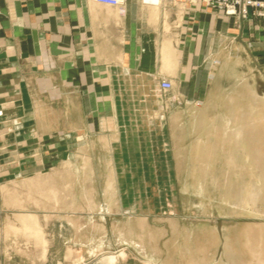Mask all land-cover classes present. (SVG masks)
<instances>
[{
  "label": "rangeland",
  "instance_id": "obj_1",
  "mask_svg": "<svg viewBox=\"0 0 264 264\" xmlns=\"http://www.w3.org/2000/svg\"><path fill=\"white\" fill-rule=\"evenodd\" d=\"M179 3L193 9L200 4ZM201 7L219 17H228L216 8ZM75 11L79 17L97 19L113 17L117 12L114 8L107 10L97 6H79ZM253 25L255 47L261 52L257 54V70L252 80L256 97L264 106V19L255 18ZM204 59L202 65L206 68L202 69L206 71H214L213 66L219 65L213 56ZM37 65L40 73L26 75L30 84L25 92L31 98L33 95L45 97L50 120L38 123L34 134H29L30 126L36 124L31 115L24 122L14 121L13 117L10 132L0 137V264H83L102 251L121 247L123 236L119 234V225L129 217L138 218L145 230L147 227L148 250L132 244L139 254L137 258L128 256V260L118 259L116 264L164 263L168 252L166 239L171 229L164 232L162 227L170 225L168 218L173 215L174 202L176 198L180 200L178 177L183 178L175 174L177 171L171 172L169 149L172 150V163L190 160L215 163V168L202 175L203 194L213 204L210 213L231 217L233 186L223 178L217 166L224 159L223 155L178 153L185 146L193 145L196 133L193 120L184 111L198 103L206 91L192 90L189 91L191 95H196L184 98L167 74L99 75L96 79L102 82L105 79L108 84L105 82L106 85L98 84L97 87L113 90L109 94H113L116 110L93 107L97 103L94 84L80 83L75 86L84 85L86 94L81 103L86 118L74 121L75 127L69 128L73 122L68 120L70 116L61 114L55 60L40 59ZM161 78L170 80L172 86L158 93L156 87ZM206 78L203 74L195 80ZM129 81L152 84L151 89L137 92L143 94L134 105L128 90L121 92L127 101L119 99V88ZM73 83L71 79L64 81L66 91L71 90ZM19 96L18 89L0 88V125L8 123L7 107L16 115L24 112ZM100 96L102 104L109 102L107 96ZM120 101L124 103L122 107ZM261 124L256 120L257 127ZM171 132L175 133V138L169 137ZM257 133L259 136L258 130ZM184 134L191 137L184 138ZM260 156L263 157L258 153V163L262 162ZM206 217L208 220L202 222L215 225L220 232L213 238L217 239L214 243L212 238H202L207 264L225 262L226 249L231 248L237 232L230 227L237 222L246 226L262 222L258 216L249 223L234 218L216 222V217ZM173 228L181 233L186 231L177 223ZM181 233L178 234L180 239L183 238ZM177 256L171 257L173 264L179 261Z\"/></svg>",
  "mask_w": 264,
  "mask_h": 264
},
{
  "label": "crops",
  "instance_id": "obj_2",
  "mask_svg": "<svg viewBox=\"0 0 264 264\" xmlns=\"http://www.w3.org/2000/svg\"><path fill=\"white\" fill-rule=\"evenodd\" d=\"M79 6L114 8L117 12L113 17L99 19L79 17L75 11ZM201 6L198 4L193 9L165 0L158 4L124 0L121 8L87 0H0V88L18 89L24 111L16 115L7 107L8 123L0 125V137L10 132L13 117L14 121L24 122L31 115L36 124L30 126L29 134H34L38 123L50 120L45 97L33 95L31 98L25 92L30 84L26 75L40 73L37 60L50 57L56 62L61 114L70 116L67 118L73 124L69 128L75 127L74 121L86 118L81 103L86 94L85 88L84 85H75L92 82L96 92L94 97L97 98L93 107L115 111L113 94H109L113 90H102L100 86L108 82L105 79L104 82L98 81L96 77L108 74H167L184 98L196 95H191L189 91L192 90L206 91L198 103H191L184 111L193 120L196 133L193 145L185 146L178 153L222 154L224 159L217 166L223 178L233 186L231 217L210 213L213 204L203 194L201 180L204 172L215 168V163L212 160L172 163V150L169 149L171 172L175 170L177 172L174 173L183 178L177 176L180 200L176 198L173 215L168 220L183 221L184 226L191 228L193 221L190 215L216 217V222L229 218L245 219L248 223L258 216L262 222L247 226L237 222L230 228L252 236L251 232L257 227L256 232L264 233V106L256 97L252 80L257 70V54L261 52L255 47L253 24L255 18H264L251 13L242 19L219 17ZM210 56L219 63L213 66L214 71L202 69L206 68L202 65L204 58ZM203 74L207 80H195ZM69 79L74 83L71 90L66 91L64 81ZM98 84L101 85L97 87ZM151 87L150 83L129 81L119 88V99L127 101L122 90H128L134 105L143 94L137 92ZM100 95L107 96L109 102L102 104ZM122 101L120 107L124 105ZM158 102L155 104L157 107ZM256 120L262 122L259 127ZM47 127H52V124ZM170 134V138L176 137L175 133ZM188 136L184 134V138ZM258 153L263 155L259 163L255 158ZM260 228H263L262 231ZM240 239L244 242L245 238ZM120 248L125 251L123 260L139 255L131 243L121 242Z\"/></svg>",
  "mask_w": 264,
  "mask_h": 264
},
{
  "label": "bare ground",
  "instance_id": "obj_3",
  "mask_svg": "<svg viewBox=\"0 0 264 264\" xmlns=\"http://www.w3.org/2000/svg\"><path fill=\"white\" fill-rule=\"evenodd\" d=\"M255 158L256 161L259 160V157H257V155ZM190 216L191 217L189 216L188 217L191 218L193 221V222L191 221L192 222L191 228H187V226H184L185 224L181 223L182 221L180 222L179 220H176L174 218L173 219L170 218L169 226L162 227V230L164 232H166L165 229L166 230L171 229L170 232L171 236L166 239V242L168 244V252L165 255L166 257L164 263L161 262V264H173L172 263L173 261L171 260V257L173 255L176 256L178 255L177 257L179 258V259L177 258L179 261H177V263L174 264H207L208 261L205 258V254H204L205 247L201 244V241H203L202 238H210V239L212 238V241L214 243L215 239L213 240V238L216 237L217 232L212 224H207L202 222V220L206 221V218L208 219L209 217L201 216V215H190ZM175 223L182 226V228L186 230L185 233H181L179 230L175 231V228H173ZM252 228L254 229L255 227ZM260 229L262 231L263 228ZM256 230L254 232H251L253 233L252 236L248 234L244 235L245 232L240 233L242 231L239 230H238L239 233L237 232L234 233L235 240L234 242L232 241L233 244L231 245V248L227 247L228 246L227 244H226L227 246H225L227 247L226 249L227 258L225 259V262L222 264H264V248H263L264 233L263 231L262 233L259 231L256 232ZM250 231L249 234H251ZM146 232H148L147 227L145 230L144 227L141 225V222L136 217H129L128 219L121 221L119 225V234L123 236V239H121L120 241H122L123 243H131L136 248L138 247L141 250L144 249L148 250L146 247L147 242L145 239ZM179 233H181V236H183L182 239H180L179 237L180 235L178 236ZM241 237L245 238L244 242L241 241L240 239ZM251 257H253L254 259L251 260ZM104 258L106 264H115V262H117L118 259L123 260L125 258V253L122 252L119 256H116L114 253H109L106 254ZM212 264H219V263L214 262Z\"/></svg>",
  "mask_w": 264,
  "mask_h": 264
},
{
  "label": "built area",
  "instance_id": "obj_4",
  "mask_svg": "<svg viewBox=\"0 0 264 264\" xmlns=\"http://www.w3.org/2000/svg\"><path fill=\"white\" fill-rule=\"evenodd\" d=\"M96 2L103 5L122 7L124 0H87ZM163 0H141L143 4H158ZM169 3H200L204 7H213L221 10L227 16L237 17L239 19L247 18L251 13L252 15L264 17V0H165ZM170 80L166 78L159 79L156 90L158 93L167 91L171 88Z\"/></svg>",
  "mask_w": 264,
  "mask_h": 264
},
{
  "label": "water",
  "instance_id": "obj_5",
  "mask_svg": "<svg viewBox=\"0 0 264 264\" xmlns=\"http://www.w3.org/2000/svg\"><path fill=\"white\" fill-rule=\"evenodd\" d=\"M122 252L125 253L124 249H121V248L116 249L114 251H102L83 264H106L105 258H104V256H106V254L114 253L116 256H119ZM115 264H116V262H115Z\"/></svg>",
  "mask_w": 264,
  "mask_h": 264
}]
</instances>
